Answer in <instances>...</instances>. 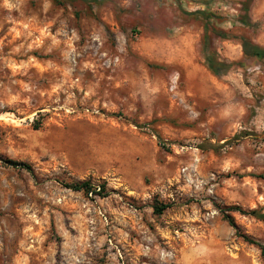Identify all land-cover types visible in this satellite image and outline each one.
I'll return each instance as SVG.
<instances>
[{
  "label": "rangeland",
  "instance_id": "1",
  "mask_svg": "<svg viewBox=\"0 0 264 264\" xmlns=\"http://www.w3.org/2000/svg\"><path fill=\"white\" fill-rule=\"evenodd\" d=\"M197 12L242 65L209 71ZM242 38L264 48V0H0V264H264V222L231 211L264 212Z\"/></svg>",
  "mask_w": 264,
  "mask_h": 264
},
{
  "label": "trees",
  "instance_id": "2",
  "mask_svg": "<svg viewBox=\"0 0 264 264\" xmlns=\"http://www.w3.org/2000/svg\"><path fill=\"white\" fill-rule=\"evenodd\" d=\"M53 1L56 3L58 2V0H53ZM246 10H248V8H246ZM197 13L198 15H201L207 21V24L205 26V36H204L203 43H202V53L204 55V59L206 63L208 64L209 71L215 76H220L222 74L228 73L233 68V66L242 65L241 63H228L225 61H221L217 57V54L212 49V39L208 33V29H209L208 22L210 21L211 18H214V16L207 14L206 12H197ZM241 45H242L243 55L246 59H253L257 62L264 61V48L263 47L257 44H254L251 40L246 39V38H242ZM1 161L2 160L0 159V162ZM8 163H11L13 165H21L28 172L30 173L33 172L31 167L28 165L18 164L15 162H8ZM66 187L76 192L83 191L88 194L91 192H94L98 196H102L105 191L104 186H102L100 188V191H98L97 188L92 187V185L88 182H77L73 184H67ZM168 208L169 206L167 205L155 206L154 213L156 215H162ZM231 211L249 215L259 221L264 222V212L262 210H251L247 212L243 210L242 208L235 207V208H232ZM224 219L227 220L232 226L234 227L236 226L234 219L230 215L225 214ZM261 249L263 251V248Z\"/></svg>",
  "mask_w": 264,
  "mask_h": 264
}]
</instances>
